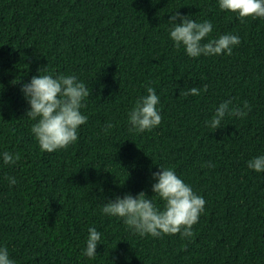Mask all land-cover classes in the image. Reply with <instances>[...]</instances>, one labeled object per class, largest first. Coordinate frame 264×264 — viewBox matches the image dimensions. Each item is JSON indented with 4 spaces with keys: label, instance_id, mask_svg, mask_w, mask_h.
I'll list each match as a JSON object with an SVG mask.
<instances>
[{
    "label": "trees",
    "instance_id": "trees-1",
    "mask_svg": "<svg viewBox=\"0 0 264 264\" xmlns=\"http://www.w3.org/2000/svg\"><path fill=\"white\" fill-rule=\"evenodd\" d=\"M174 11L208 19L212 36L230 32L240 44L231 55L190 58L168 39ZM38 70L76 74L92 91L77 142L52 153L39 150L20 91ZM147 86L162 120L136 134L126 113ZM226 99L251 111L206 128ZM5 150L20 157L0 164V245L16 264H264V173L246 165L264 151V19L241 21L215 0H0ZM156 165L174 168L206 201L191 240L140 237L100 211L101 196H151ZM89 227L101 233L94 260L81 254Z\"/></svg>",
    "mask_w": 264,
    "mask_h": 264
},
{
    "label": "clouds",
    "instance_id": "clouds-1",
    "mask_svg": "<svg viewBox=\"0 0 264 264\" xmlns=\"http://www.w3.org/2000/svg\"><path fill=\"white\" fill-rule=\"evenodd\" d=\"M215 2L221 12L230 13L241 21L249 17L254 20L264 19V0ZM165 25L173 46L182 48L190 58L231 55L234 47L240 44L237 34L229 32L212 36L214 26L208 19L197 21L191 15L174 11ZM20 91L28 105L25 115L34 121L30 132L41 152L52 153L77 142L80 126L89 119L82 109L92 95L83 80L76 74L52 75L38 70L36 75L22 84ZM205 91L207 85L192 87L184 95L199 96ZM159 105L160 97L156 90L147 86L145 94L139 96L126 113L129 131L142 134L157 128L162 120ZM250 111L251 105L247 101L234 103L233 99H226L215 106L211 116L205 119L204 126L214 131L221 128L226 117L243 119ZM112 127L113 123L106 121L103 131L108 132ZM19 159L18 154L10 151L0 152L2 165H15ZM246 165L260 174L264 173V151L248 159ZM206 166L212 167L211 164ZM157 168L158 171L151 172L150 175L153 181L151 196L144 191L136 195L125 192L122 196L114 195L111 199L101 196L100 211L106 217L122 220L133 234L140 237L160 238L179 234L182 240H191L194 236L193 225L198 223L204 213L206 201L176 174L174 168L164 165ZM5 178L9 186L17 184L13 176ZM100 242L101 233L95 227H89L83 242L82 256L94 260ZM0 264H16L4 245H0ZM112 264H115V260Z\"/></svg>",
    "mask_w": 264,
    "mask_h": 264
}]
</instances>
